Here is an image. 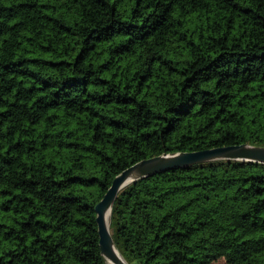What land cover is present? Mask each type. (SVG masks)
<instances>
[{
  "label": "trees",
  "instance_id": "obj_1",
  "mask_svg": "<svg viewBox=\"0 0 264 264\" xmlns=\"http://www.w3.org/2000/svg\"><path fill=\"white\" fill-rule=\"evenodd\" d=\"M240 144L264 147V0H0V264H106L116 175ZM109 229L128 264H264V164L137 180Z\"/></svg>",
  "mask_w": 264,
  "mask_h": 264
},
{
  "label": "water",
  "instance_id": "obj_2",
  "mask_svg": "<svg viewBox=\"0 0 264 264\" xmlns=\"http://www.w3.org/2000/svg\"><path fill=\"white\" fill-rule=\"evenodd\" d=\"M243 161L264 164V147L230 145L192 152L161 154L142 159L114 177L110 187L95 205L98 245L106 264H128L118 252L109 229V217L118 193L130 183L173 169L211 161Z\"/></svg>",
  "mask_w": 264,
  "mask_h": 264
},
{
  "label": "rangeland",
  "instance_id": "obj_3",
  "mask_svg": "<svg viewBox=\"0 0 264 264\" xmlns=\"http://www.w3.org/2000/svg\"><path fill=\"white\" fill-rule=\"evenodd\" d=\"M219 263L221 264V262H219ZM219 263H218V264H219Z\"/></svg>",
  "mask_w": 264,
  "mask_h": 264
}]
</instances>
